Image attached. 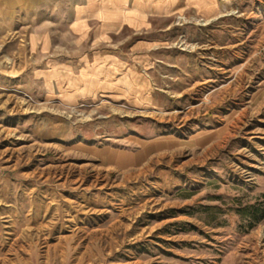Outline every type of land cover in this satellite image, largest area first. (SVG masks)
I'll return each mask as SVG.
<instances>
[{"label": "rangeland", "instance_id": "rangeland-1", "mask_svg": "<svg viewBox=\"0 0 264 264\" xmlns=\"http://www.w3.org/2000/svg\"><path fill=\"white\" fill-rule=\"evenodd\" d=\"M222 1L73 103L0 41V264H264V0Z\"/></svg>", "mask_w": 264, "mask_h": 264}, {"label": "crops", "instance_id": "crops-1", "mask_svg": "<svg viewBox=\"0 0 264 264\" xmlns=\"http://www.w3.org/2000/svg\"><path fill=\"white\" fill-rule=\"evenodd\" d=\"M224 7L222 0H0V41L10 46L24 34L30 57L15 61L13 78L30 74L73 103L115 84L124 45L147 58L149 37L167 32L168 20L216 19Z\"/></svg>", "mask_w": 264, "mask_h": 264}, {"label": "trees", "instance_id": "trees-1", "mask_svg": "<svg viewBox=\"0 0 264 264\" xmlns=\"http://www.w3.org/2000/svg\"><path fill=\"white\" fill-rule=\"evenodd\" d=\"M257 213L259 214L257 215ZM252 214L256 215L255 220H259L263 218L264 217V207H262L260 210L254 209V211H252Z\"/></svg>", "mask_w": 264, "mask_h": 264}]
</instances>
